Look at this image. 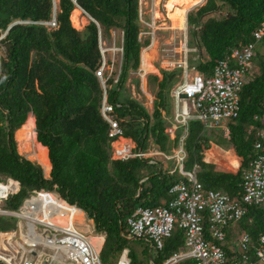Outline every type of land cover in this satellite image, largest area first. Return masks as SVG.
<instances>
[{"label":"trees","instance_id":"obj_1","mask_svg":"<svg viewBox=\"0 0 264 264\" xmlns=\"http://www.w3.org/2000/svg\"><path fill=\"white\" fill-rule=\"evenodd\" d=\"M77 6L92 18L83 30L74 27L83 23ZM225 7L229 10L222 18L211 16ZM54 8V0H0V36L5 33L0 40V176L18 184L15 192L3 198L4 209L17 211L36 191L55 190L94 220L96 232L104 237L100 250L103 264H117L127 248L134 263L128 217L141 206L167 204L173 198L170 189L181 176L171 174L162 162L150 158L112 159L109 124L101 113L104 90L96 75L102 63L99 34L112 29L124 32L121 71L116 83L108 81V100L115 105L126 137L139 149L147 150L150 138L164 152L177 146L181 131L176 140L169 138L163 110H169V94L180 70L163 69L162 77L148 76V83L151 78L158 85L150 114L137 99L125 94L130 72L139 70L142 49L151 44L149 39L141 41L140 0H58V26L49 28L43 22L53 18ZM262 23L264 0H206L188 15L191 43L207 55L194 63L196 68L213 72L232 48L254 41L253 32ZM259 44L264 45V37ZM258 64L260 71L244 85L240 115L230 122V141L239 159L233 151H211L209 156L219 162L220 169L207 162L209 130L197 120L189 124L185 166L188 170L195 164L200 167L198 178L207 189L236 196L241 170L256 154V132L264 128V58ZM136 83L139 87L141 79ZM29 125L36 128L37 141L50 166L45 167L49 177L40 164L18 149L16 132ZM237 166V172H226ZM8 189L0 184V190ZM42 197L46 201L49 196ZM76 216L83 219L78 210ZM249 216L253 217L251 223L244 220L236 230L227 232L230 244L234 245L232 238L243 231L249 232L255 242L264 233V206L250 208ZM18 221L17 217L0 215V232L17 229ZM208 224L205 212L204 225ZM184 245V230L177 227L149 264H163ZM227 252L233 257L230 249ZM177 264L196 261L186 259Z\"/></svg>","mask_w":264,"mask_h":264},{"label":"built area","instance_id":"obj_2","mask_svg":"<svg viewBox=\"0 0 264 264\" xmlns=\"http://www.w3.org/2000/svg\"><path fill=\"white\" fill-rule=\"evenodd\" d=\"M82 12L88 14L83 9ZM43 24L56 28V13ZM4 36L5 33L0 36V40ZM253 37L254 41L232 48L211 73L199 71L190 64L188 53L185 54L177 67L181 77H178L171 91L173 123L166 126L165 130L171 140L178 138L179 131L181 135L177 146L168 154L158 145H150L147 150L139 149L131 138L126 137L115 115V105L108 100V81L113 79L116 83L119 76H113L114 67L101 49L102 34H99L102 63L96 75L104 90L101 113L109 124L112 159L150 158L153 162L158 161L156 156H159L163 160H173L175 167L166 168L171 174L178 173L181 176L171 187L173 198L167 204L141 206L127 219L128 236L145 241L156 251L163 250L165 240L172 236L177 227L184 230V247L163 264H177L186 259H194L196 264H264V233L259 235L257 242L247 231L237 234L234 245L227 239L230 229L236 230L244 220L249 223L253 221V217L249 216L250 208L264 206V128L256 132L259 136L254 143L256 154L248 166L241 170V183L236 196L205 188L197 174L200 167L195 164L193 169L188 170L185 166L188 157L186 138L191 121H200L206 130L219 129L225 139L231 140L230 122L240 115L244 85L258 74L254 73V59L257 46L264 37V23L253 32ZM121 49L123 51V47ZM249 132H254L253 127L249 128ZM7 185L18 187L11 179ZM17 187H10L0 196L7 197ZM42 195L49 196L47 202H42ZM77 209L80 208L76 204H71L59 195L53 198L50 190L31 194L17 211L0 209V215L19 219L18 231L23 232L22 221L27 227L23 243L17 242L16 245L13 244V238L17 229L0 232V261L5 264H103L100 248L78 225ZM205 212L208 214L207 227L204 225ZM63 217L68 219L67 224H63ZM228 249L232 251L233 257L229 256ZM129 251L124 249L117 264H132Z\"/></svg>","mask_w":264,"mask_h":264},{"label":"rangeland","instance_id":"obj_3","mask_svg":"<svg viewBox=\"0 0 264 264\" xmlns=\"http://www.w3.org/2000/svg\"><path fill=\"white\" fill-rule=\"evenodd\" d=\"M170 1L171 0H140V25H141L140 37L142 42L146 41L147 39L151 41L149 48L152 47L154 52L153 71L151 72L144 71L141 62V66L138 71L130 72L129 79L127 80L125 87L126 88L125 94L131 95L133 98L137 99L141 104H143L147 108L150 114H152L154 111V104L157 98L156 94L158 92V85L151 78H149V83H148L149 75H158L159 77H162L161 71L163 69L170 71L174 69H178L177 68L178 64L181 62V60L185 58L186 53H188L187 58L189 59V62L192 65H195L194 64L195 62L198 63L200 59L204 60L207 58V55L205 54L204 50L200 51L195 44L192 45L191 43V41L193 40L192 31L190 30V27L188 25L189 13L191 11H196L200 6L205 4L206 0H184L183 2L177 5L175 4L173 9L168 8V4ZM55 2H56V9L55 8L54 9L57 14L59 10L58 0H55ZM76 9H80L82 11V9L78 6ZM228 10H229L228 7L222 8L219 12L212 14L211 16L222 18L227 14ZM81 15L83 21L81 25L77 24L76 27L74 26L75 24H73L72 22L73 26L78 30H83L84 27L91 20V17L88 14L82 12ZM101 34H102V39L100 42L101 49L105 51L107 60L110 61L111 64H113L114 67L113 76L117 78L120 74L122 60H123V51L121 47L123 45L124 32L122 29H112L109 31L108 34H104L102 32ZM145 48L146 47H144L142 50H144ZM257 53H258L257 60H255L254 62L255 74L260 71L258 61L264 58L263 44H259L257 46ZM178 77L179 78L181 77V73H179ZM137 78L141 79V85L139 87L137 86L136 83ZM171 91L169 94V110L168 111L163 110V114L165 115V119L167 121V126H170L173 123V118H172L173 98ZM30 126H32L35 129L34 125H30ZM27 127L21 128L20 130L22 131ZM208 130L209 131L207 132L211 135V140L209 144L210 146L208 147L205 153V160L207 162L214 163L215 166H217L218 169H220L219 162L214 160V157L209 156V153L211 151H216V152L220 151L221 153H228L230 151H233L234 153L233 150L234 148L232 147L231 141L224 138L221 130L219 129H208ZM36 140H37V135H36ZM149 141H150V145L152 146L156 145L153 142L152 138H150ZM171 153H172V149L168 154ZM22 155L28 158L26 154H22ZM156 158L158 159V161L162 162L164 168L175 167L173 160H163L159 156H156ZM30 160L38 163L36 160L33 159ZM238 166L235 167L234 169L230 168L231 170H226V169L223 170H226V172H237ZM49 167L50 166L48 165V169ZM43 169L45 170L44 173L46 177H49L50 172L46 173L48 169H46L45 167H43ZM0 178L2 180L0 181V183L2 182L1 183L2 185L8 188L12 187L10 185H7L8 179H6L3 176H0ZM4 190H0V192L3 193L5 192ZM54 193L56 195L61 196L55 190L52 191V194ZM0 209L4 210V201L2 196H0ZM63 219H65L66 222H68V219L66 217H63ZM65 220H62V222H65ZM78 225L83 231H86V233H88L89 235L99 236V234L96 232V230H94L89 220L86 219L84 220L83 223H80ZM22 228H23V232L21 233L20 230L18 231L17 229V234L13 238V244L15 245L18 244L17 242L23 243V239H25L23 238V235L25 234V231L27 229L25 221H22ZM236 238L237 235H235V237L232 238V243L235 244ZM129 245L133 250V257H134L133 264H149L150 258L151 257L155 258L157 254V251L145 241L132 239Z\"/></svg>","mask_w":264,"mask_h":264},{"label":"bare ground","instance_id":"obj_4","mask_svg":"<svg viewBox=\"0 0 264 264\" xmlns=\"http://www.w3.org/2000/svg\"><path fill=\"white\" fill-rule=\"evenodd\" d=\"M183 1L184 0H171L168 4V8L173 9L175 4L177 5ZM153 58H154L153 48L152 47L149 48V46L146 47L142 52V68L144 71H146V72L153 71V60H154ZM35 130H36V128H35ZM36 135H37V132L34 131V128L28 127L22 131L20 129L17 130L16 139L18 142L19 151L22 154H26L29 159L36 160L41 166L48 167V164L44 158L42 148L40 147L38 141L36 140ZM10 186H12L13 189H15L17 187L16 185H10ZM6 191L3 193H6ZM77 210H78V214L80 216L84 215V214L82 215L81 209H77ZM63 220H65V219H63ZM64 223L67 224L68 222H66V220H65V222H63V224ZM92 241L94 242V244L96 246L101 247L100 245H98V243L96 241H94V240H92Z\"/></svg>","mask_w":264,"mask_h":264},{"label":"crops","instance_id":"obj_5","mask_svg":"<svg viewBox=\"0 0 264 264\" xmlns=\"http://www.w3.org/2000/svg\"><path fill=\"white\" fill-rule=\"evenodd\" d=\"M143 51V50H142ZM142 56V55H141ZM28 128V127H27ZM29 128H33L32 126H29ZM35 130V129H34ZM234 150V149H233ZM234 152H235V150H234ZM236 153V152H235ZM44 154V153H43ZM236 156L238 157V155H237V153H236ZM81 209V208H80ZM81 212H82V215H83V219L82 220H80L79 219V222H78V224H80V223H83L84 222V220H89L90 221V223L92 224V226H93V228H94V230H96V228H95V223H94V220L93 219H89L88 218V216H87V214H86V212L83 210V209H81ZM64 224H66V223H64ZM89 227H90V225H89ZM91 236V235H90ZM91 238H92V240H94V241H96L97 243H98V245H100V246H102V243H103V241H104V237L102 236V235H99V236H91ZM128 238L129 239H133V238H130L129 236H128ZM100 248V250H101V247H99ZM127 249H129V248H127ZM130 250V249H129ZM129 256H130V253H129ZM67 264V263H66ZM68 264H71V263H68ZM133 264V263H132Z\"/></svg>","mask_w":264,"mask_h":264},{"label":"clouds","instance_id":"obj_6","mask_svg":"<svg viewBox=\"0 0 264 264\" xmlns=\"http://www.w3.org/2000/svg\"><path fill=\"white\" fill-rule=\"evenodd\" d=\"M54 4H55V9H56V2H55V0H54ZM78 7H79V6H78ZM55 13H56V11H55ZM55 13H54V14H55Z\"/></svg>","mask_w":264,"mask_h":264},{"label":"water","instance_id":"obj_7","mask_svg":"<svg viewBox=\"0 0 264 264\" xmlns=\"http://www.w3.org/2000/svg\"><path fill=\"white\" fill-rule=\"evenodd\" d=\"M75 1V0H74ZM92 19V18H91ZM51 170H52V168H51ZM1 194H3V193H1Z\"/></svg>","mask_w":264,"mask_h":264}]
</instances>
